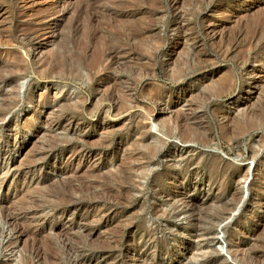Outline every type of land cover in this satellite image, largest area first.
Masks as SVG:
<instances>
[{
    "label": "rangeland",
    "instance_id": "1",
    "mask_svg": "<svg viewBox=\"0 0 264 264\" xmlns=\"http://www.w3.org/2000/svg\"><path fill=\"white\" fill-rule=\"evenodd\" d=\"M263 32L264 0H0V198L29 233L0 213V264L75 260L67 239L93 264H264Z\"/></svg>",
    "mask_w": 264,
    "mask_h": 264
},
{
    "label": "bare ground",
    "instance_id": "2",
    "mask_svg": "<svg viewBox=\"0 0 264 264\" xmlns=\"http://www.w3.org/2000/svg\"><path fill=\"white\" fill-rule=\"evenodd\" d=\"M95 4V3H94ZM262 31V30H261ZM264 33V32H263ZM48 36V35H47ZM144 39V38H143ZM259 39V38H258ZM43 40V39H42ZM127 42H129V41H127ZM134 42V41H133ZM132 42V43H133ZM130 44V43H129ZM131 45V44H130ZM137 45V44H136ZM136 45H135V47H136ZM134 48V47H133ZM50 50V49H49ZM137 50V49H136ZM63 51V50H62ZM112 51V50H111ZM69 53V52H68ZM52 56V55H51ZM59 58V57H58ZM114 54L112 53L111 55H109V56H107V59H109V61L113 64L114 62ZM103 59V58H102ZM70 60V59H69ZM48 62H51V61H48ZM71 64V63H70ZM106 64V63H105ZM77 65V64H76ZM115 65V64H114ZM44 66H46V65H44ZM61 66V65H60ZM115 67V66H114ZM48 68V67H47ZM46 68V69H47ZM62 68V67H61ZM90 68V67H89ZM130 68V67H129ZM45 69V70H46ZM83 69V68H82ZM125 70V69H124ZM41 71L42 70H40V73H41ZM60 71V70H59ZM88 71V70H87ZM123 71V70H122ZM121 71V72H122ZM120 72V71H119ZM128 72H130V71H128ZM138 72V71H137ZM125 73V72H124ZM127 73V72H126ZM76 74V73H75ZM133 74V73H132ZM136 74V73H135ZM34 75V74H33ZM60 76V75H59ZM127 81V80H126ZM114 83H117V79H114ZM110 86H112V85H110ZM107 87V86H106ZM105 88V87H104ZM127 91V90H126ZM130 91V90H129ZM113 94V93H112ZM109 95V94H108ZM113 96V95H112ZM111 96V97H112ZM115 96V95H114ZM125 96V95H124ZM104 98V97H103ZM106 98H108V97H106ZM129 99V98H128ZM107 100V99H106ZM109 100V99H108ZM107 100V101H108ZM151 100V99H150ZM120 102V101H119ZM112 103H114V102H112ZM120 105H121V103H120ZM119 105V106H120ZM9 106H10V104H9ZM9 106H8V108H9ZM43 106H45V105H43ZM86 106V105H85ZM7 108V109H8ZM39 108V107H38ZM255 109V108H254ZM248 111V110H247ZM262 111V110H261ZM253 112V111H252ZM245 113H246V111H245ZM249 113V112H248ZM255 113V112H254ZM253 113V114H254ZM257 114V113H256ZM259 114V113H258ZM243 116V115H242ZM248 116V115H247ZM247 116H246V118H247ZM256 116V115H255ZM244 117H245V115H244ZM250 117H251V115H250ZM249 117V118H250ZM258 117V119H259V115L257 116ZM180 118V119H179ZM177 117V120H180V121H182V122H188V118L186 117V116H184V115H180V117ZM227 118V117H226ZM241 118V117H240ZM253 119V118H252ZM251 120V119H250ZM259 121V120H258ZM233 122V121H232ZM239 122V121H238ZM251 122V121H250ZM253 122V121H252ZM259 122H261V121H259ZM249 123V122H248ZM257 123V122H256ZM176 124H177V127H179V128H181V124H179L178 123V121L176 122ZM230 124V123H229ZM253 124V123H252ZM168 126V125H167ZM183 126V125H182ZM190 126V125H189ZM189 126H187V129H184L186 132H184L183 130H182V128H181V130H182V133L184 132V133H186V134H188V136H192V135H194L195 133H197L198 132V130H197V132H196V130H193V129H197V128H194L193 126L192 127H189ZM176 127V126H175ZM184 127V126H183ZM238 127V126H237ZM236 127V128H237ZM251 126H249V128H250ZM256 127V126H255ZM254 127V128H255ZM186 128V127H185ZM231 127H229V129H230ZM253 128V129H254ZM257 128V127H256ZM232 129V128H231ZM150 130V129H149ZM232 130H234V129H232ZM236 130V129H235ZM257 130H258V128H257ZM169 131V130H168ZM195 131V132H194ZM230 131V130H229ZM171 132V131H170ZM180 132V131H179ZM252 132V131H251ZM201 133V132H200ZM230 133V132H229ZM244 133V132H243ZM185 135V134H184ZM141 136V135H140ZM187 136V135H186ZM194 136H196V135H194ZM182 137H183V135H182ZM202 137V136H201ZM234 137V136H233ZM196 138V137H195ZM228 138V137H227ZM184 139V138H183ZM182 139V140H183ZM202 139V138H201ZM192 140V139H191ZM203 140V139H202ZM209 140V139H208ZM211 140V139H210ZM209 140V141H210ZM197 141H198V138H197ZM206 142V141H205ZM211 142V141H210ZM104 143V142H103ZM202 143V142H201ZM143 144V143H142ZM104 145H105V143H104ZM136 145V144H135ZM141 145V144H140ZM147 145V144H146ZM208 145V144H207ZM54 146V145H53ZM145 146V145H144ZM149 146V145H148ZM206 146V145H205ZM146 149H147V147H145ZM151 148V147H150ZM152 149V148H151ZM156 149V148H155ZM155 149H153V150H155ZM144 150V149H143ZM147 151V150H146ZM152 152V151H151ZM155 153V152H154ZM156 155V154H155ZM151 156V155H150ZM214 163V162H213ZM121 164H123V163H121ZM215 167H216V163H214L213 165H212V169H213V171H215V173H220L222 176H224V177H227V175H228V173H227V170H222L221 172H219V170L218 171H216V169H215ZM122 169V168H121ZM122 170H124V169H122ZM107 172H109L108 170H107ZM113 173V172H112ZM114 174V173H113ZM117 174V173H116ZM119 175V174H118ZM124 175V179L125 180H127L128 179V174H123ZM100 176V175H99ZM105 176V175H104ZM123 177V176H122ZM101 178V177H100ZM99 178V179H100ZM106 178H107V176H106ZM106 178H103V180L104 179H106ZM115 178H121L120 176H115ZM108 180H110V179H108ZM118 180V179H117ZM107 181V180H106ZM128 184V183H127ZM97 185V184H96ZM227 185V184H226ZM87 187V186H86ZM85 187V188H86ZM89 187H91V186H89ZM99 187V186H98ZM97 188V187H96ZM100 188V187H99ZM87 190V189H86ZM118 190V189H117ZM227 191V190H226ZM92 193H94V192H92ZM123 193V192H122ZM121 193V194H122ZM228 193H232V190H230V191H228ZM105 194H113V192L112 191H108V192H105ZM94 196V198H96L97 197V195H95V193L93 194ZM110 195V196H111ZM128 195V194H127ZM21 196V195H20ZM115 196V195H114ZM114 196H112V197H114ZM234 196V200L232 201V203H230L231 204V206H229V207H227V206H225V207H223V209L222 210H220V211H218V212H216L213 216H211V222H215V221H218V220H221V219H223L224 217H225V215L226 214H228L229 212H231L234 208H235V205L237 204L236 202H237V198H236V196L235 195H233ZM22 197V196H21ZM126 198V197H125ZM63 199V198H62ZM64 199H66V198H64ZM71 199V198H70ZM115 199V198H114ZM113 199V200H114ZM42 200V199H41ZM112 200V199H111ZM7 203H9L8 201H7V198L6 197H2V198H0V213H1V216H2V218H3V220L5 221V223L6 224H10V225H12L11 226V232L13 233V239L14 240H12V238L10 239V241H9V245L10 246H12V245H16L17 243H18V241L21 239V238H23V237H26L29 233L24 229V228H21L20 226H19V224H17V221H16V219H14L13 217H12V213H10V211H8V208H7ZM81 203V202H80ZM13 204V203H12ZM22 206V205H21ZM25 207V206H24ZM10 209V208H9ZM88 209V208H87ZM27 212V211H26ZM27 216V215H26ZM232 216V215H231ZM99 218V217H98ZM91 220V219H90ZM192 222H193V229H195V230H197L198 228H199V225L200 224H203V223H205V220H207L206 218H205V216L203 215V213L201 212V211H197L196 212V215H193L192 216ZM209 221V222H210ZM20 222V221H19ZM208 222V221H207ZM30 223H31V221H30ZM22 224V223H21ZM90 224V223H89ZM9 225V226H10ZM23 225V224H22ZM203 226V225H202ZM23 227V226H22ZM11 233V234H12ZM28 233V234H27ZM259 233V232H258ZM261 233V232H260ZM258 235V234H257ZM29 236V235H28ZM15 237V238H14ZM66 238V237H65ZM27 239V238H26ZM64 240V239H63ZM51 241V240H50ZM50 241H48V243L50 242ZM35 242V241H34ZM51 244V243H50ZM34 245H35V243H34ZM25 246V245H24ZM27 246V245H26ZM25 246V247H26ZM48 246V249L46 250V249H44V251H42L43 249H42V247L41 248H33V249H29V250H27V248L28 247H26L25 248V250L24 251H26L27 250V256H22V258H23V263L24 264H31V260L32 259H34V258H42V259H46L47 257H49V259H50V256H52V258H53V260L56 262V264H93V261H92V259H90L88 256H86V254H85V252H83L82 250L80 251V249H81V247H78L75 243H73V242H71V240H65V241H63V243L60 245V246H58L57 245V248H59L60 249V252H64V253H66L67 254V256L69 255V252H77V254H78V256L77 255H75L74 257H75V260H72V257H71V259H69V258H67V259H64L65 261L63 262V263H58V260L56 259V257H55V252H53L54 251V249H56L55 247H53L52 245H47ZM32 247V246H31ZM36 247V246H35ZM39 247V246H38ZM261 247V246H260ZM263 248V247H262ZM244 249V248H243ZM236 252H233L232 254H233V256H234V258L236 259V260H238L241 264H259V262H260V260H259V262L258 263H253L252 262V258L251 257H248V254H247V256L246 255H241V257H239V254H237L238 253V251L237 250H235ZM240 251V250H239ZM106 252V251H105ZM71 254V253H70ZM75 254V253H74ZM73 254V255H74ZM245 254V253H244ZM72 255V256H73ZM260 255V254H259ZM251 256V255H250ZM58 257V256H57ZM69 257V256H68ZM203 257V259L201 260V262L200 263H197V264H214L213 263V260H207V259H205L206 257H207V254L205 253V252H202V254L200 255V258H202ZM253 257V256H252ZM74 259V258H73ZM256 259H259V258H257L256 257ZM66 260H67V262H66ZM35 261V260H34ZM46 261V260H45ZM256 261V260H255ZM261 263H263V262H261Z\"/></svg>",
    "mask_w": 264,
    "mask_h": 264
}]
</instances>
